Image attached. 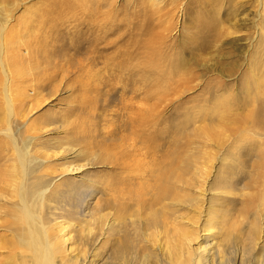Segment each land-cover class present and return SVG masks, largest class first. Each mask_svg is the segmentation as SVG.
Here are the masks:
<instances>
[{
    "label": "rangeland",
    "instance_id": "374dc122",
    "mask_svg": "<svg viewBox=\"0 0 264 264\" xmlns=\"http://www.w3.org/2000/svg\"><path fill=\"white\" fill-rule=\"evenodd\" d=\"M218 1L165 0L156 5L152 0H0V8L1 12L12 9L10 40L12 46L18 44L22 56L29 57L28 45L47 46V50L56 51L52 59L64 71L53 89L47 81L44 89H38V73L51 71L38 60L37 69L20 83L28 89V98L21 103L25 114L21 121L35 130L32 134L39 136L40 142L84 137L85 131L91 144L88 152L72 161L59 149L42 154L47 162L41 165L45 174L59 186L60 207L66 210L77 205L82 213H89L104 204L110 169L102 162L101 149L113 143L108 138L115 137L119 139L118 151H126L121 138L128 132L120 130L121 123L132 114L129 109L148 110L150 119L155 120V136L149 135L154 136L156 157L175 152L181 168L184 161H191L181 172L184 183L177 184L181 197L195 199L196 205L192 202L174 211L185 216L178 222L201 231V238L192 243L195 256L205 245L202 236L207 235L208 241L221 249H233L237 240V258L241 260L244 250L254 247L253 237L259 238L253 254L264 240V85L251 90L252 76H264V33L259 40L251 23L262 27L264 17H255L260 9L258 0H235L237 10L227 0ZM240 2L245 6L240 7ZM55 3L60 13L48 16L47 10ZM244 9L252 19L247 22L251 27L248 24V29L233 35L226 31L218 39V27H209L208 22L232 21L236 12ZM228 27L226 23L221 30ZM88 38L97 41L84 44L83 53L75 51L74 44L76 47ZM201 44L212 46L203 51ZM246 90L252 93L250 98L257 96L259 101L247 98ZM52 123L64 129H56ZM56 131L63 133L54 135ZM0 147L7 149L1 135ZM140 147L137 144L143 150ZM98 153L99 158L92 157ZM83 193H93V197ZM205 225L211 232H204ZM80 227L75 221L73 230ZM66 229L69 237H77L71 228ZM93 232L101 234L99 229ZM102 251L98 252L99 264L106 260Z\"/></svg>",
    "mask_w": 264,
    "mask_h": 264
},
{
    "label": "bare ground",
    "instance_id": "6f19581e",
    "mask_svg": "<svg viewBox=\"0 0 264 264\" xmlns=\"http://www.w3.org/2000/svg\"><path fill=\"white\" fill-rule=\"evenodd\" d=\"M152 1L159 5L165 0ZM173 1L176 2V0ZM234 1L227 0L229 6L237 10L239 4H234ZM220 2L223 1L219 0L218 3ZM257 3L260 9L257 8L255 17L262 20L264 0H258ZM92 4L91 7H93ZM240 4H242L240 7L245 6V2H240ZM58 8V4L55 3L52 8L47 10V15L54 17L60 13ZM7 9L1 12L0 8V135L6 139L7 144V149L0 147V232L3 233L0 234V264H99L100 255L98 252L101 250L106 255L103 264H264V240L262 241L263 246L260 245L259 250L253 254L256 245H258L259 238H256L258 236L253 237L254 247L249 246L245 249L241 260L237 258L240 257L237 254L239 252L237 240L232 243L233 249L229 250L223 247L221 249L215 244H211L208 241L210 237L207 235L202 236L205 245L202 244L199 247V253L195 251V256L192 243L201 238V231H196L195 227L178 222L185 216H178V211H174L175 207L184 209L185 206H191L192 202L196 205L195 199L184 200L179 190V184L184 183L182 171L189 167L191 161L189 163L184 161L182 163L184 167L181 168L182 166H178L179 156L175 152L160 159L156 157L157 146L152 142V138L155 136L152 131H155L153 129L155 120L153 117L150 119L151 112L148 110L147 112L136 109V107L135 109L128 108L132 114L119 127L122 132H128L123 139L120 137L121 141L126 142V151L123 153L118 151L119 146L116 144L118 138L114 139L115 137L108 138V141L111 140L113 143H109L101 149L102 162L109 164L110 169L109 177L104 184L105 192L108 195L104 204L91 209L89 213H82L77 205H70V208L66 210L61 208L59 186L56 183L53 184L48 178L50 175L45 174L46 170L41 165L47 162L42 154H45L44 151L48 153L53 149H59L58 151L62 150L67 159L72 161L88 152V147L91 144L85 139V131L84 137H79V135L74 138L61 136L62 140L61 138L58 140L52 138L40 142L39 136L35 137L32 134L35 130L28 129V124L21 121L25 117V114L20 110L21 103L28 98V89L22 88L20 83L29 78V75L37 69L38 60L39 63L42 62L45 65L48 71L49 69L53 70L48 74L38 73V89H44L43 84L46 81L53 89L54 83L60 78L58 76L64 71L58 63H55L56 60L52 59L53 56H56V51L47 50V46L28 45L27 55L29 57L20 54L21 49L17 48L18 44L16 47L12 46L9 34L12 9ZM246 11V9L241 10L240 14L236 12L232 21L226 18L225 21L217 19L208 22L209 27L214 29L218 27V39L224 37L226 31L227 35H233L234 32H239L242 28L245 29L249 24L248 20L252 22ZM47 22L49 21L47 20ZM261 22L262 27H256L253 22L251 23L257 37L260 36L259 40L264 33V19ZM226 23L229 27L226 30H221ZM251 24H249L250 27ZM94 40V38H88L85 42L77 44L76 47L74 44L75 51L82 52L84 44L95 43L97 38ZM211 46L202 45L201 49L205 51ZM252 77L254 78V83L251 86L252 91L253 87L259 88L264 85L263 75H253ZM243 94H246L247 98L252 96L248 90ZM123 97L125 96L123 95ZM147 97L152 96L147 95ZM158 98L156 99L158 100ZM250 99L253 102L259 101L257 96ZM211 114L213 115V113ZM214 118L216 117L214 116ZM52 124L56 129H64L60 125ZM58 131L53 134L61 135L63 133ZM75 133L77 134V132ZM142 133L148 136L142 138ZM149 134L154 136L150 138ZM87 136L89 135L87 134ZM110 136L113 137L114 134L111 133ZM137 144L143 146V148L140 147L143 150H139ZM144 149L146 153H144ZM99 156L100 153L92 155L93 158H99ZM179 172H182L181 175ZM93 193H90L92 197ZM87 194L85 195L88 198L91 197L90 194ZM87 197L86 199H88ZM81 201L84 200L80 199ZM185 203L190 205H185ZM75 221L80 224V230H73ZM192 223H196V221L194 220ZM66 227L71 228L77 237H69ZM98 229L101 231L100 236L93 232ZM211 230L209 225L204 226L205 233H209ZM156 250L160 253H157Z\"/></svg>",
    "mask_w": 264,
    "mask_h": 264
}]
</instances>
